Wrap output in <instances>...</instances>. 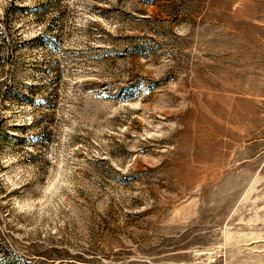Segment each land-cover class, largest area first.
<instances>
[{
  "label": "rangeland",
  "instance_id": "obj_1",
  "mask_svg": "<svg viewBox=\"0 0 264 264\" xmlns=\"http://www.w3.org/2000/svg\"><path fill=\"white\" fill-rule=\"evenodd\" d=\"M0 26V264H264V0H0Z\"/></svg>",
  "mask_w": 264,
  "mask_h": 264
},
{
  "label": "trees",
  "instance_id": "obj_2",
  "mask_svg": "<svg viewBox=\"0 0 264 264\" xmlns=\"http://www.w3.org/2000/svg\"><path fill=\"white\" fill-rule=\"evenodd\" d=\"M47 7H48V5H42V6L40 5L38 7L32 8V9L25 8V9H22V10L26 11L28 13H31L32 15H34L37 18H41L42 16H45L44 14H46L45 12L47 10ZM48 10H50V9H48ZM57 27L58 26L55 25V22L53 21V23L47 29L50 32L49 35L50 34L52 35L54 32H57V29H55ZM0 34L3 36L4 41H6V37H5L6 32L4 31V29L1 26H0ZM45 40H46V46H48L49 44H50L49 46H53V45L55 46V44L53 43L54 40H52L51 38H48V37L45 36ZM51 44H53V45H51ZM58 50H59V47H52L51 51L57 53ZM36 91L38 92V90H36ZM34 93H36V92H34ZM38 94L39 93H36L35 99L37 98ZM33 98H34V96H33ZM35 99H34V101L32 100V103L34 102V105H37V104L43 105V102H45V100H37V101H35Z\"/></svg>",
  "mask_w": 264,
  "mask_h": 264
}]
</instances>
